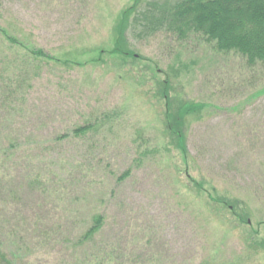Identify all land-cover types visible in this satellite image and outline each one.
<instances>
[{
    "label": "rangeland",
    "instance_id": "1",
    "mask_svg": "<svg viewBox=\"0 0 264 264\" xmlns=\"http://www.w3.org/2000/svg\"><path fill=\"white\" fill-rule=\"evenodd\" d=\"M128 1L0 0L2 27L80 63L42 65L13 93L2 83L23 82L14 69L34 66L0 44V253L13 264H264V64L198 36L127 33L159 80L179 72V101L205 108L183 158L150 71L137 69L136 86L126 66L88 63L92 50H110ZM111 111L100 130L73 134ZM93 215L104 219L87 242Z\"/></svg>",
    "mask_w": 264,
    "mask_h": 264
},
{
    "label": "trees",
    "instance_id": "2",
    "mask_svg": "<svg viewBox=\"0 0 264 264\" xmlns=\"http://www.w3.org/2000/svg\"><path fill=\"white\" fill-rule=\"evenodd\" d=\"M130 30L137 33L136 37L147 39L159 33L169 35L177 41L198 36L212 45L215 51L236 53L252 67L256 64H264V0H129L120 8L113 22L110 50H106L103 44L89 52V54L93 53V56H89L88 63L97 67L105 68L112 62L119 72L126 66V74L133 79H139L136 86L144 82L142 75L139 76L140 73L135 75L137 69H141L142 72L150 71L156 87L154 96L164 107L162 125L171 140L170 146L173 145L172 148L179 150L185 158L187 128L190 123L202 118V109L205 108L177 99L175 95L177 84L174 85V80L179 75L177 70L164 71L162 73L164 80H159L160 72L155 70V64L143 61L134 55L135 52L130 48L127 39ZM0 44L12 52L13 57L23 50L26 51L27 56L24 59L29 58L30 64L34 66L33 71L25 66L14 69L20 72V75L23 74L22 70L26 71L23 82L15 80L2 83L11 87L13 93L19 90L18 85L20 87L25 84L26 90L30 89L29 82L38 76L42 65L59 64L70 69L73 65L80 64L78 61H71L68 57L70 54L65 56L67 60L62 62L61 57L49 55L41 49L28 45L21 33L9 31L1 25ZM6 57L4 56V59H7ZM2 59L0 57V64L4 63ZM101 115L100 119L77 127L72 131L73 134L77 137L85 136L100 130L104 123L116 118L117 113L111 111ZM103 219L101 215H93L91 226L84 234V241H91L99 233ZM107 259V256L102 257L96 264H105ZM0 264L13 263L8 261L5 254L0 253Z\"/></svg>",
    "mask_w": 264,
    "mask_h": 264
}]
</instances>
